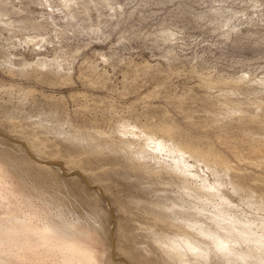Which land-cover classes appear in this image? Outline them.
Masks as SVG:
<instances>
[{"label": "rangeland", "instance_id": "1", "mask_svg": "<svg viewBox=\"0 0 264 264\" xmlns=\"http://www.w3.org/2000/svg\"><path fill=\"white\" fill-rule=\"evenodd\" d=\"M0 134V264H264V0H0Z\"/></svg>", "mask_w": 264, "mask_h": 264}, {"label": "water", "instance_id": "2", "mask_svg": "<svg viewBox=\"0 0 264 264\" xmlns=\"http://www.w3.org/2000/svg\"><path fill=\"white\" fill-rule=\"evenodd\" d=\"M1 137L7 139L8 141L12 142V140H9L7 137L3 136L2 134H0ZM13 143V142H12ZM15 143V142H14ZM45 165H56L55 163H50V162H46Z\"/></svg>", "mask_w": 264, "mask_h": 264}, {"label": "bare ground", "instance_id": "3", "mask_svg": "<svg viewBox=\"0 0 264 264\" xmlns=\"http://www.w3.org/2000/svg\"><path fill=\"white\" fill-rule=\"evenodd\" d=\"M9 139V138H8ZM9 140H12V142H15L16 144H19V145H22V144H20L19 142H17V141H15V140H13V139H9ZM51 163V162H50ZM56 164H59L58 162H56ZM58 166V165H57ZM59 166H60V164H59ZM63 170V169H62Z\"/></svg>", "mask_w": 264, "mask_h": 264}]
</instances>
